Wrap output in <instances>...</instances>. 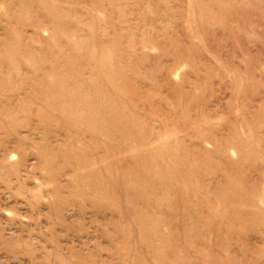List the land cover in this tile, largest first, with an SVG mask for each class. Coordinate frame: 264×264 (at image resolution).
<instances>
[{
	"label": "rangeland",
	"instance_id": "obj_1",
	"mask_svg": "<svg viewBox=\"0 0 264 264\" xmlns=\"http://www.w3.org/2000/svg\"><path fill=\"white\" fill-rule=\"evenodd\" d=\"M0 264H264V0H0Z\"/></svg>",
	"mask_w": 264,
	"mask_h": 264
},
{
	"label": "bare ground",
	"instance_id": "obj_2",
	"mask_svg": "<svg viewBox=\"0 0 264 264\" xmlns=\"http://www.w3.org/2000/svg\"><path fill=\"white\" fill-rule=\"evenodd\" d=\"M11 47H12V46H11ZM76 47H77V46H76ZM78 57H79V56H78ZM37 61H38V60H37ZM117 74H118V73H117ZM64 80H65V79H64ZM64 80H63V81H64ZM116 81H117V80H116ZM53 82H54V81H53ZM67 82H68V81H67ZM75 91H76V90H75ZM74 93H75V92H74ZM76 93H77V91H76ZM82 96H83V95H82ZM61 100H62V99H61ZM86 100H87V99H86ZM82 101L84 102V100L82 99V97H81L79 94H77V95H76V94H75V95L72 94V97L70 98V100L64 103V105H63V106H64V110H66L65 108L68 109L71 105L73 106L74 104H75L74 106L76 107V103L80 105V102H82ZM88 102H89V101H88ZM105 102H106V101H105ZM105 102H104V103H105ZM104 103H103V101H101V102H98V103H97L98 105H95V107H92V106L90 107V106H89V107L87 108V110L90 111V112H95V111H97L96 113H93V115H94V116L92 115V118H93V119L96 120V118L98 117V114L101 115L102 111H100V109H105L104 107H106V105H105ZM81 104H82V103H81ZM83 104H84V103H83ZM86 104H87V102H86ZM86 104H85V105H86ZM85 105H83V106H85ZM88 105H90V104H88ZM72 106L70 107L71 109H72ZM93 106H94V105H93ZM75 107H73V108H75ZM81 107H82V106H81ZM107 107H108V106H107ZM83 108H84V107H83ZM83 108H82V109H83ZM62 109H63V108H62ZM62 109H61V110H62ZM71 109H70V110H71ZM77 109H78V108H77ZM79 110H80V109H79ZM66 111H67V110H66ZM73 111H74V110H73ZM83 111H84V110H83ZM106 111H107V110H106ZM84 112H85V111H84ZM98 112H100V113H98ZM104 112H105V110H104ZM86 113H88V112H86ZM102 114H103V113H102ZM82 115H83V114H82ZM84 115H85V114H84ZM86 115H87V114H86ZM106 115H107V114H106ZM83 117H84V116H83ZM86 117H87V116H86ZM88 119H89V118H88ZM93 119H92V120L89 119V120H91V122H92ZM95 120H94V121H95ZM98 120H99V122H100V118H98L97 121H98ZM97 121H96V122H97ZM91 122H90V123H91ZM99 122H98V124H100ZM93 123H94V122H93ZM98 124L96 123L97 126H98ZM92 125H93V124H92ZM94 126H95V123H94ZM90 127H91V126H90ZM95 127H96V126H95ZM138 138H139V137H138ZM179 157H180V156H179ZM179 157H178V158H179ZM155 158H157V157H153L152 160H151V158H150V159H149L150 162H148V164L151 163V161H152V163H153V162L156 163V162L158 161V159H155ZM155 160H156V162H155ZM176 160H177V159H176ZM180 161H181V160H180ZM180 161H179V162H180ZM137 163H138V162H137ZM154 163H153V164H154ZM181 163H182V162H181ZM142 164H143V163H142ZM153 164H152V165H153ZM156 164H157V163H156ZM145 166H146V169H147V170H145V172H146V171L148 172V169H149V168H147V167H149V165L145 164ZM145 166H144V168H145ZM150 166H151V165H150ZM170 166H171V165H170ZM184 166H185V165H184ZM137 167H138V165H137ZM159 167H160V165H159ZM182 167H183V166H182ZM149 170H150V172L152 171L151 168H150ZM168 170H169V169H168ZM177 170H178V169H177ZM143 171H144V170H143ZM175 171H176V170H175ZM181 171H182V173H184L182 169H181ZM181 171H180V172H181ZM150 172H149V173H150ZM153 172H154V171H153ZM153 172L151 173L152 176H153ZM165 172H166V171H165ZM173 172H174V171H173ZM130 173H132V172H130ZM143 173H144V172H143ZM166 173H167V172H166ZM182 173H181V175H182ZM132 174H133V173H132ZM135 174H138V171H137L136 173H135V171H134V175H135ZM155 174H156V171H155ZM158 174H159V173H158ZM167 174H168V173H167ZM186 174H187V173H186ZM140 175L142 176V173H140ZM144 175H145V173H144ZM146 175H147V173H146ZM149 175H150V174H149ZM130 177H131V175H130ZM130 177H129V179H130ZM133 177H134V178H137V177H140V176L138 175L137 177H135V176H133ZM133 177H131L132 180L134 179ZM154 177H155V176H154ZM141 178L143 179L144 176L140 177V179L137 178V180H142ZM165 179H166V178H165ZM132 180H131V181H132ZM135 180H136V179H135ZM131 181H130V182H131ZM147 182H148V180H147ZM147 184H148V183H147ZM162 184H163V183H162ZM128 189H129V188H128ZM104 196H105V195H104Z\"/></svg>",
	"mask_w": 264,
	"mask_h": 264
}]
</instances>
